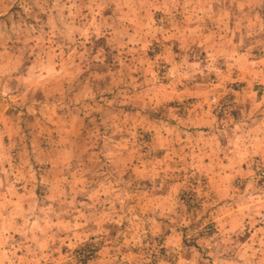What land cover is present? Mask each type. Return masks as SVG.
I'll use <instances>...</instances> for the list:
<instances>
[{
    "label": "rangeland",
    "instance_id": "obj_1",
    "mask_svg": "<svg viewBox=\"0 0 264 264\" xmlns=\"http://www.w3.org/2000/svg\"><path fill=\"white\" fill-rule=\"evenodd\" d=\"M252 2L260 74L246 87L229 55L249 46L218 27L234 0H203L204 13L179 11L192 0H0V121L21 127L6 164L32 191L1 202L0 264H264L261 232L246 237L264 227V158L233 180L217 153L239 95L264 100ZM202 115L217 121L193 125Z\"/></svg>",
    "mask_w": 264,
    "mask_h": 264
},
{
    "label": "crops",
    "instance_id": "obj_2",
    "mask_svg": "<svg viewBox=\"0 0 264 264\" xmlns=\"http://www.w3.org/2000/svg\"><path fill=\"white\" fill-rule=\"evenodd\" d=\"M246 1L247 0H234V5L232 6L234 16L232 18V21L228 19H222V21L219 22L218 27L219 28L221 27L223 29L234 28V29H237V31L240 30L238 33L239 39L237 36H235V39L239 40L240 45L249 46L248 48L244 47L229 55L230 58L232 57V60L235 62V64L231 65L233 67V70H232L233 74L236 76V78L239 81H242V83H245L246 87H249L251 84L255 83L256 78H259L260 70L256 68L257 64L253 62V60L256 59L255 57L256 53L253 52V50H255L254 44L256 43L257 45L258 42H256L255 37L257 36H255L252 30H253V27H256V24L252 26L251 22L249 21V20H252L253 18L256 5L252 4L253 3L252 0H249L250 1L249 4L246 3ZM188 6L189 7L186 10L183 7H179V11L180 12L185 11L187 13L188 12L194 13L195 11H197V13L198 12L204 13L205 11H209L207 5L203 3V0H201L199 7H198V4H194V0H192V3H190V5ZM173 7L177 9L176 6H173ZM205 7H207V9ZM223 8L226 9V7H223ZM244 17H245V20H243ZM189 26L194 27V28L199 27L198 25L194 26V24L193 26L192 25H189ZM200 27H203V26H200ZM211 27H215V24H212ZM242 29H245L244 32H242ZM262 29L264 30V26L262 27ZM260 57L264 60V54L261 55ZM236 61H240L243 63L247 62V63L243 67V66L237 65ZM1 82H2V79L0 77V83ZM245 89L246 91L248 89L251 90L250 88L244 87V90H243L244 92H245ZM257 89H259V91L262 90L261 87H257ZM242 96L243 95L240 94L237 100V102H239L242 99V101L239 104L240 107L238 108L240 112V117H237V119L234 122L235 124L233 123L234 130L231 134H229L230 136H232V138H229V140H233V143L232 144L230 143V145L227 144L225 142L227 141V137L222 135L221 138L219 139L222 145L218 148V152H217L219 153L218 154V167H219L218 174H220V176H222L221 172H223V174H226V172L229 174H233L234 175L233 180H236L239 177L246 176L248 175L246 173H250L253 170L251 169L252 167L251 168L249 167L250 164L246 163L248 161L251 162L250 159H252V157L264 158V102H263L264 100L251 103V102H246L244 100L245 96L244 98H242ZM216 121L217 120L212 116L202 115V117L195 119V121L193 122V125L212 126L213 124L216 123ZM11 124H12L11 118L8 116H5L0 121V205H1V202L4 203L8 199V197L10 198V200H13V199L20 200L26 197V193L32 194L31 190L29 191L27 190L26 183H24L23 185H18L15 183L16 179L18 178V175L24 174L25 168L24 170L11 171L12 166L9 164H6V163H9V158L11 157V156L9 157V153L12 151L14 147L13 145L15 144L17 137L20 134V129H21V127L19 126V130L14 132V126L12 127ZM186 126L189 127V124H186ZM6 129H9V130L7 131ZM7 140L11 141L9 143V146H6ZM175 156L186 158V155H184V152H181V151H176V152L173 151V158H175ZM241 158L243 160H241ZM246 165L250 169L249 171L246 168H244ZM207 166L208 167H206V170L209 171L210 165L208 164ZM240 169L242 171H240ZM14 171L16 172L14 173ZM223 181L224 180L222 178L218 180V183L220 184L219 187L221 189V193H223L222 188L225 187L223 184ZM14 200L11 203L13 202L16 203V201ZM8 202H9V199H8ZM248 209L251 210V207ZM245 214L250 215L252 213H245ZM258 231L261 232L260 237L262 236L264 237V227L262 226L259 229H254L253 233H251L252 229H249L248 233L246 234V237L250 236L252 238L256 235V233H258ZM237 232H239L238 229H237ZM250 246L252 247V245Z\"/></svg>",
    "mask_w": 264,
    "mask_h": 264
},
{
    "label": "built area",
    "instance_id": "obj_3",
    "mask_svg": "<svg viewBox=\"0 0 264 264\" xmlns=\"http://www.w3.org/2000/svg\"><path fill=\"white\" fill-rule=\"evenodd\" d=\"M239 88V85H237ZM210 102L215 106V109L223 116H228L234 112V99L230 94L218 98L216 93L210 96ZM256 178L257 181L264 182V162H256Z\"/></svg>",
    "mask_w": 264,
    "mask_h": 264
}]
</instances>
